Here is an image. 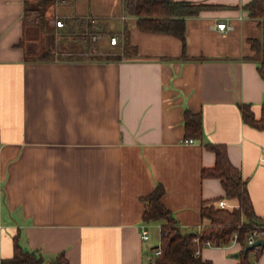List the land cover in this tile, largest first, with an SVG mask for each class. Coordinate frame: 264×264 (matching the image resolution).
Returning <instances> with one entry per match:
<instances>
[{
    "label": "crops",
    "instance_id": "0c3cea01",
    "mask_svg": "<svg viewBox=\"0 0 264 264\" xmlns=\"http://www.w3.org/2000/svg\"><path fill=\"white\" fill-rule=\"evenodd\" d=\"M189 1L209 6L186 17L183 39L142 29L123 0H0V258L14 255L17 239L46 264L61 252L68 264H151L163 220L144 219L145 197L158 184L185 231L207 222L204 200L239 207L220 178L202 176L216 163L210 143L226 145L264 217V129L239 105L260 117L264 78L250 39L262 27L251 0ZM42 9L56 31L96 22L99 55L41 57L31 14ZM52 39L58 54L84 50ZM186 109L202 113V137L186 134ZM241 248L205 245L201 255L238 264ZM251 258L264 264V251Z\"/></svg>",
    "mask_w": 264,
    "mask_h": 264
},
{
    "label": "trees",
    "instance_id": "16d2710c",
    "mask_svg": "<svg viewBox=\"0 0 264 264\" xmlns=\"http://www.w3.org/2000/svg\"><path fill=\"white\" fill-rule=\"evenodd\" d=\"M124 10L138 17L142 29L169 32L185 38L186 17L196 15L207 4L195 3L189 0H123ZM250 16L257 18L262 27L261 38H251L252 47L258 57V69L264 78V0H251L246 5ZM46 52L40 56H46ZM243 118L249 124L264 129V102L262 112L257 117L250 103H240ZM186 134L196 137L203 135L202 113L185 110ZM209 147L216 154L213 167L202 169V176H214L221 179L226 196L236 197L239 207L234 209L217 208L210 201L204 200L201 216L204 222L200 227L185 231L178 220L162 201L165 192L160 183L145 197L144 219L146 221L163 220L161 225V254L155 259V264H213L212 260L204 258L201 250L205 245L227 246L234 241L241 243L238 264H255L251 258L254 252L258 258L264 251V246L244 249L250 245L249 239L254 231H259L264 237V217L259 216L253 206L248 189L247 179L242 171L230 160L228 150L223 143H210ZM155 247V248H157ZM154 248V249H155ZM2 264H46L43 255L36 251L25 250L19 241L15 240V252L11 258H0ZM50 264H68L64 252L51 259Z\"/></svg>",
    "mask_w": 264,
    "mask_h": 264
},
{
    "label": "rangeland",
    "instance_id": "374dc122",
    "mask_svg": "<svg viewBox=\"0 0 264 264\" xmlns=\"http://www.w3.org/2000/svg\"><path fill=\"white\" fill-rule=\"evenodd\" d=\"M45 9L39 10L37 12H33L31 14L32 21L36 22L37 19L40 21L37 25H34L32 28L33 35H38L36 37L38 39V43H40L43 47H46V56L47 58L51 57H91V56H98V49H97V43L99 41V37H95L94 33L97 36H101L102 31H100L96 22L91 21L92 24L88 25L87 23L80 25L79 28H76L75 30L71 32H64L62 29L61 31H56L52 25H47L46 22L47 16L45 14ZM47 13V12H46ZM45 15V16H44ZM33 23V22H32ZM55 23V22H54ZM57 24V22H56ZM93 32V33H92ZM40 36V37H39ZM112 36V35H111ZM56 38V41H58L59 45L58 47L61 48V46H69L71 42L73 43H80V45L83 46L84 50L82 53H77L75 55H70L69 53H63V54H58L56 53L53 49L50 50L49 47L52 48V38ZM110 37V36H109ZM27 40V37L24 38V41ZM42 40V41H41ZM44 42V43H43ZM88 48V50L86 49ZM60 50V49H59ZM151 231L156 234L158 232L156 227H151Z\"/></svg>",
    "mask_w": 264,
    "mask_h": 264
},
{
    "label": "built area",
    "instance_id": "2783aa9c",
    "mask_svg": "<svg viewBox=\"0 0 264 264\" xmlns=\"http://www.w3.org/2000/svg\"><path fill=\"white\" fill-rule=\"evenodd\" d=\"M57 25L63 26V25H65V23H64L63 20L58 19L57 20ZM217 27L220 30L227 31L229 29H232L233 28V25L231 23H229L228 21H220V22L217 23ZM94 35H95V37H100V36H97L95 33H94ZM110 41H111L112 44H117L118 43V37L116 35H112ZM193 140H194L193 138H190L189 139V141H193ZM149 237H150L149 230H148L147 227H144L143 230H142V238L144 240H147V239H149ZM259 237H263V234L261 232H259V231H254L252 233L250 239H249V242L250 243H253ZM161 252H162L161 247L155 248L153 254H151V255L148 256V262L151 263V264H155V259H156V257L159 254H161Z\"/></svg>",
    "mask_w": 264,
    "mask_h": 264
},
{
    "label": "water",
    "instance_id": "95a60500",
    "mask_svg": "<svg viewBox=\"0 0 264 264\" xmlns=\"http://www.w3.org/2000/svg\"><path fill=\"white\" fill-rule=\"evenodd\" d=\"M258 246H264V237H259L255 242L251 243L248 245L245 249L244 252L246 253L249 249L258 247Z\"/></svg>",
    "mask_w": 264,
    "mask_h": 264
}]
</instances>
